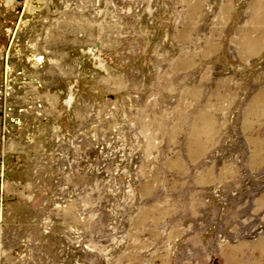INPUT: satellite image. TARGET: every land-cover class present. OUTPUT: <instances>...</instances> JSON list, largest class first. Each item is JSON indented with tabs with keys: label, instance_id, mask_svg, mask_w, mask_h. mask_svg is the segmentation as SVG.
I'll return each mask as SVG.
<instances>
[{
	"label": "rangeland",
	"instance_id": "374dc122",
	"mask_svg": "<svg viewBox=\"0 0 264 264\" xmlns=\"http://www.w3.org/2000/svg\"><path fill=\"white\" fill-rule=\"evenodd\" d=\"M198 1L0 0V264H116L122 246L138 251L144 242L127 232L146 184L155 188L152 248L171 251L170 264H223L218 246L258 251L259 243L264 264V161L253 147L229 150L236 177L203 191L206 209L191 235L204 238L192 242L181 239L180 179L119 176L109 156L121 134L142 140L131 123ZM263 62L235 72L257 73ZM83 244L100 252L83 257Z\"/></svg>",
	"mask_w": 264,
	"mask_h": 264
},
{
	"label": "crops",
	"instance_id": "0c3cea01",
	"mask_svg": "<svg viewBox=\"0 0 264 264\" xmlns=\"http://www.w3.org/2000/svg\"><path fill=\"white\" fill-rule=\"evenodd\" d=\"M204 1L185 11L183 18L191 20L174 37L178 53L165 62L155 90L148 91L147 102L138 112L140 117L131 123L133 131L143 136L137 177L181 181L185 242L204 238L191 235L206 209L203 191L236 177L229 150L253 147L252 153L258 154L254 160L264 161V67L257 73L235 72L236 65L251 66L264 59V0H221L216 8L202 10ZM144 187L146 203L139 208L143 211L132 217L127 232L128 240L144 242L138 251L135 246H122L116 264H170L171 251L152 248L155 218L149 199L155 188ZM176 190L169 192L168 201H178ZM172 239L167 236V241ZM248 246L243 244L240 251L221 245L217 255L223 264H233L239 254L240 264L260 263L263 245L258 244V251ZM89 250L100 252L95 246ZM82 255L91 253L83 250Z\"/></svg>",
	"mask_w": 264,
	"mask_h": 264
},
{
	"label": "built area",
	"instance_id": "2783aa9c",
	"mask_svg": "<svg viewBox=\"0 0 264 264\" xmlns=\"http://www.w3.org/2000/svg\"><path fill=\"white\" fill-rule=\"evenodd\" d=\"M117 138L118 139L116 141V146L113 151V154L109 153V156L113 157L116 163L114 174L119 175V176L123 175V176L136 177L140 169L139 167L140 166V161H139L140 142L138 141V139H136V137H132V136H131V139L128 140L126 137L123 136V134H121ZM74 140L75 139H73L70 142L73 152L75 150L77 151L76 147H78L77 146L78 143L75 144ZM127 140L129 141V143H127ZM98 142L99 143L95 147L98 152V157L100 158L101 162L103 161L105 162V160L107 159V144L104 139L102 140L99 139ZM71 159H73V157ZM85 162H87V160ZM89 169L90 168L87 169L88 171L86 170L87 173L85 174H88L93 171ZM71 242L73 243V246H74V241L71 240ZM82 247H83L82 252L83 250H86V251L89 250V247L85 244H83ZM72 264H75V263L72 262Z\"/></svg>",
	"mask_w": 264,
	"mask_h": 264
}]
</instances>
